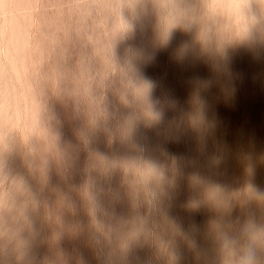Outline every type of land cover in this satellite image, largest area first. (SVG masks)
<instances>
[{"label":"rangeland","instance_id":"374dc122","mask_svg":"<svg viewBox=\"0 0 264 264\" xmlns=\"http://www.w3.org/2000/svg\"><path fill=\"white\" fill-rule=\"evenodd\" d=\"M249 225L264 0H0V264H234Z\"/></svg>","mask_w":264,"mask_h":264},{"label":"clouds","instance_id":"9594fccd","mask_svg":"<svg viewBox=\"0 0 264 264\" xmlns=\"http://www.w3.org/2000/svg\"><path fill=\"white\" fill-rule=\"evenodd\" d=\"M245 5H240V8ZM154 119H159L158 113H150ZM219 188H215L210 192V197L215 200L218 207L226 206V202L219 197ZM248 242L239 250H236L231 241L225 242V247L232 250L234 264H264L258 256V250L264 251V229H258L254 225H249L246 229Z\"/></svg>","mask_w":264,"mask_h":264}]
</instances>
